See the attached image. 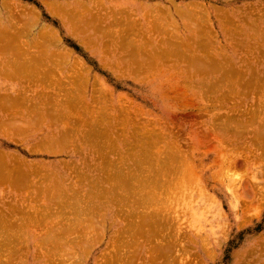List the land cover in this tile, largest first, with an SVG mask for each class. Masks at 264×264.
<instances>
[{"label":"rangeland","instance_id":"rangeland-1","mask_svg":"<svg viewBox=\"0 0 264 264\" xmlns=\"http://www.w3.org/2000/svg\"><path fill=\"white\" fill-rule=\"evenodd\" d=\"M53 3L66 6L64 9L68 10V13L71 10L75 11L73 16L67 18L70 20L69 22H72L71 24L66 25L67 20H64L63 23L57 12L58 15H55L48 11V6ZM75 9L80 10L76 12ZM70 13L69 15H71ZM0 14L1 30L7 29L5 31L8 35H17L21 31L23 44L26 41L31 44H27L31 47H28V52L31 53L27 58L31 60L35 59L33 57L39 58L40 50L44 49V47H40L42 44L43 46L46 44L47 51L45 52L48 53V56L50 58L54 56V58L52 57L53 63L49 60L40 65L38 60L39 65L37 64L38 67L40 66L37 67L40 72H37L36 76L44 71L43 75H50L49 77L39 76V79L42 78L40 81L37 78L32 79L36 77L35 75L34 77L27 76L29 80L26 79L25 83L21 84L19 80H11L0 75V91L5 89V93L11 94L16 91L21 92L23 88L22 93L19 92V94H23L26 88V94L29 97L35 99L41 96L40 101L45 96L40 95L41 92L47 94L46 96L56 93V96L52 95L53 99L56 98V102L57 98L66 101L69 95L71 99L67 100L74 99L73 102H70L73 105L77 99L78 105L75 103V107H72L71 104L70 107L68 106V112L70 109L73 112L71 115L67 113V110H64L66 104L62 108L66 112L63 114L61 111L62 115L66 117L67 114L74 115L70 120V116H68L71 123L65 120L66 117L56 115L59 120L61 118V122L55 120L57 123L53 124L52 121L55 117L52 116V113L48 114V111L51 106L52 109L54 108L51 104L55 101L50 99L52 97L45 96L46 102L49 99V102L52 101L50 105L48 102L49 108L44 104L46 102L41 101L45 107L47 106L43 108V112L48 110L47 115L46 111L45 115L39 112L40 116L37 114L36 119L41 118V114H43L46 116V122L41 123L45 120L41 121L40 118V122L35 120V125L38 127L33 125L31 131L29 130L27 134H21L15 139L0 134V152L13 154L18 156V159H25L26 162L35 161L42 164L45 162V164L47 163L46 169L43 168V171L48 174L49 168L50 172L54 173L52 175L49 172V175L53 177L47 179L49 175L41 172L40 174L46 177L47 183L45 178L43 179L39 175V179H41L38 180L39 182L45 180V182L43 181L44 185H40V187L38 182L32 183V181L28 182L31 186V188L29 186L30 189L27 188V182H24L26 184L22 183L24 187L21 183H19L20 187L16 184L18 189L14 187V183L11 187L8 186L7 190L4 188L9 199L14 196L15 199H12L16 201L13 204L11 199H5L6 192H3L5 185L2 187L0 184V200L6 202L5 204L11 203L13 207L16 206L14 207L16 212L12 209V211L9 210L11 206H7L9 212L17 213L19 210L23 212V209L28 207L26 206L28 203L31 208L34 206L31 211L35 208L38 211L42 207L41 205H44L51 206L52 209L57 206L51 210L53 213L57 212L58 214L59 212L58 215L53 214L48 207L47 215L58 216V219H56L57 217L55 219L53 217L44 218L43 215L41 217L46 223L44 225L42 219L39 224L32 225L35 222L30 224L28 222L30 218H27L28 227L25 225L27 223L24 226L29 233L27 231L25 233L22 229L20 234L23 235L18 234V239L24 235L26 239L28 237L30 239H28L29 243L27 240L22 242L23 245L21 243L19 246L21 249L17 245L20 244L18 241L21 242L22 239L17 242L14 239H17L15 234L21 231L17 226L19 224L23 226L25 221L19 222L17 226L15 221L17 222V217H23V215L19 216L20 211L18 215L14 214L16 218L10 219L13 221L12 226H7L10 225V220L5 215L4 219L7 218L9 221L6 224L8 230L10 229L9 232L11 234L14 232L11 230L14 224L13 230L18 229L10 237L16 242L15 247L17 246L16 248L20 250H18L19 252L14 250V243L12 245V241L7 240L6 233L3 232L6 230L8 234V230H0L1 235L5 234L4 238H0L3 243L0 244L5 245L2 251L3 246H0V264H110L115 259H119L120 264L129 262L131 264H264V139H259L257 135L264 130V0H0ZM75 19L77 22H74ZM13 24L14 26H12ZM74 24L78 25L76 32L68 31L67 26L71 28L75 26ZM46 30L50 36L54 34L58 41L53 35L54 39L47 36L50 38L51 44L47 42L48 39L45 41L47 43L40 44L44 42L42 40L46 39L44 33ZM42 33L44 34L41 36V38L43 37L41 40L39 34ZM18 42H20L18 47L23 48L22 40ZM200 42L207 47H199V45L204 46ZM36 44H40V46ZM47 44L50 46L48 47ZM12 45L14 47L15 43ZM35 45L36 47H32ZM16 47L17 44L14 48L16 49ZM38 47L42 49L38 50ZM22 48H20L22 51L19 50L21 53L17 52V49L16 51L12 49L17 56L13 52L8 55L6 50H3L8 55L6 58V54H0L4 55L5 62L9 65L12 64L13 57L20 62L23 60L24 63L23 57L27 51ZM8 49L7 51L10 50ZM29 49L39 55L37 56V53L35 55ZM23 52L25 53L22 54ZM62 54H65V57ZM19 55L21 60L17 58ZM9 56L12 57V62L10 59V62L7 61ZM69 57L71 58L69 59ZM27 58L25 57V59ZM35 61L37 62V60ZM208 61L214 62L216 65L212 66L211 64L210 67ZM47 62L50 64L48 65ZM220 62L221 64H217ZM43 66L44 68H42ZM49 66L52 68L51 70ZM1 67L2 64H0ZM215 67L216 69H214ZM217 68L219 69L217 70ZM225 71L229 72L224 74ZM60 78L66 82V86L63 82L61 83ZM259 79L260 81H258ZM53 81L59 82L61 86L56 82L52 83ZM75 81L77 83L81 81V83L78 85ZM55 84L59 86V90H57L58 87H53ZM29 85L31 86L29 87ZM74 85L77 86V91L74 89ZM214 85L216 86L213 89ZM51 87L54 88L53 91H51ZM60 87L66 88L61 89ZM209 87L212 89L210 90ZM42 88H45V91L48 90V93L42 91ZM50 91L53 93L50 94ZM77 92L80 93V97ZM70 93L76 97L72 98ZM64 94L67 97L64 96L65 98L62 99ZM81 98L85 103H81ZM68 101L66 102L68 103ZM58 102L56 103L57 107L60 105ZM61 105L63 106L62 103ZM86 105L93 106L88 109ZM27 106L29 107V105ZM27 106L19 105L18 108L14 107L15 110L13 108L6 111L0 109V120L7 119L13 124L16 121H24L20 118L26 117L25 119H27L29 115L33 114L30 112V107ZM56 106V110H60ZM81 106H85L82 108L83 111L79 110ZM54 110L53 113L56 111ZM56 112L61 114L58 110ZM48 115L51 116V120L48 119ZM41 124L45 125L39 128ZM67 129L76 131V133L71 134L73 131L70 132L71 130L67 131ZM216 130L220 132L218 136L221 137H215ZM62 131L64 133L67 131L68 133H65L67 135L70 133L69 137L66 135L67 142L65 137L61 138V136H65L62 135L64 134ZM102 131L105 137L102 136ZM14 135L16 137L17 134ZM61 139L60 142H53V140ZM68 139H72L69 144H67ZM41 142L42 146L46 142L43 147H39ZM55 143L57 144L55 145ZM172 150L178 152L172 153ZM98 153L102 157L98 156ZM165 153L166 155L169 153L168 163L163 161ZM120 159L124 160L121 162ZM112 161L115 162L114 165H118L110 166ZM184 161L190 164L188 165ZM103 164L107 166V169H104L105 172L101 171L105 167ZM168 169L172 173L166 174ZM79 172L82 174V178L85 176L84 180H80L81 185L77 184L80 179H78ZM120 173L124 175L122 179L119 178ZM56 175L61 184L55 183ZM131 175L136 179L130 180ZM166 176H170L168 177L170 184L176 183V186H172L173 190L169 191L168 185H166L168 184ZM153 178L157 179L153 182L154 184L159 180L160 184L164 183V187H161L168 189H165L168 191V195L165 190H162L164 191L162 196L157 195L159 191V195L162 194L161 187L159 184L157 186V183L154 185L149 181ZM49 179L57 188L60 184V187L66 192L69 191L67 185L71 183L70 188L76 186L73 189L76 192L79 191L83 197L77 192V194L74 193L77 198L72 200L74 197H69L67 200L68 196H72L74 190L71 189L72 191L69 193H63L61 188L60 191L53 187L54 184L51 186ZM63 180L64 184H62ZM101 180L104 182L103 189L100 187ZM94 182L99 184L97 188ZM45 183L50 186L48 188H53V191L57 190L58 192L59 190V193H63L66 200H60L63 203L55 201H50L54 204L48 203L46 198L58 201L63 197L58 196L56 191V193L52 192L53 194H49L46 190L42 191L47 186ZM32 187L36 191L30 192ZM41 187L42 189L39 190ZM21 188L27 189L22 190ZM93 189L103 192L100 196L99 192H96V194L98 193L96 200L92 199L94 195L96 198ZM155 192L156 196L154 195L153 201L156 200L155 197L157 199L163 196L168 197H166L167 199L163 197L161 201H152L150 204L148 198L153 197L152 194ZM36 194L37 196L42 194V197H45L40 201L41 196L35 198ZM18 195L22 202L28 201L23 202L24 208L20 209L22 204L20 206L17 203ZM22 195L27 197L22 200L24 198L21 197ZM33 197L39 200V202L36 201L37 206L33 202ZM99 198L100 201H98ZM143 198L149 203L147 208L143 205L144 203H141ZM20 200L18 202H21ZM69 202L72 203L69 204ZM16 203L19 205V210ZM55 203L59 205H55ZM60 204H63V207ZM167 204L170 206L165 207ZM96 207H100L101 212ZM57 208L62 210L59 211ZM6 209L4 212L8 216L9 213ZM26 209L24 212L28 214L29 208ZM72 209H76L75 213ZM40 211L41 209L38 212L40 213ZM151 212L155 214L154 216L159 215L160 218L157 216L156 220L155 217L153 219ZM161 212L164 213L161 214L162 216ZM26 213H24L25 217L19 218L18 221L26 220ZM33 213L35 211L30 212L32 215ZM30 214L28 215L33 217ZM147 214L152 215V221L147 219ZM47 215L46 217H48ZM60 215L64 219L59 217ZM144 216L147 221H144L146 220L143 218ZM75 220L80 222L77 221L76 225L74 224ZM165 220L169 222H165L164 225ZM157 221L159 222L157 223ZM1 223V228H6ZM140 223L144 225L143 228ZM68 226L72 229L69 230ZM138 226L142 228L140 234H138L140 232ZM148 226H153L151 227L153 230L149 228L150 230L145 232ZM28 228L33 231H29ZM134 229L137 236H135L136 233H134L135 235L132 233L135 232L132 231ZM63 230L72 233H65L64 237H61ZM9 234L7 235L8 239H10ZM26 234L29 236L27 237ZM48 234L51 235V239L45 238ZM52 235L59 236L64 240L56 239V237L53 240ZM43 239H46L45 243ZM25 242L26 245H24ZM166 247L170 249L167 250ZM121 248L122 252L119 250ZM117 250L121 253L120 257L117 255ZM149 258L152 259V263L151 260L147 261Z\"/></svg>","mask_w":264,"mask_h":264},{"label":"bare ground","instance_id":"bare-ground-1","mask_svg":"<svg viewBox=\"0 0 264 264\" xmlns=\"http://www.w3.org/2000/svg\"><path fill=\"white\" fill-rule=\"evenodd\" d=\"M7 3H8V2H7ZM67 3H68V2H67ZM48 5H49V4H48ZM48 5H47V6H48ZM62 6H63V7H62ZM64 7L66 8V6H64V5H61V6H60V4L56 5V4L53 3V4H51V5L48 6V11H50L51 13H53V14H55V15H58V14H59L60 17H61V20L63 21V23H64V20H65V21L67 20V22H66L67 24H66V25H69V23H70V24L72 23V22H69L70 20H68V19H69V16H73V13H75V11H74V10H71L72 13H70L71 11H69V13L71 14V15H69L68 10H65ZM67 7H68V6H67ZM77 9H78V8H77ZM75 10H76V9H75ZM79 10H80V9H79ZM79 10H76V12H79ZM56 12H57L58 14H57ZM0 15H1V14H0ZM78 15H79V14H78ZM74 16H75V14H74ZM76 16H77V15H76ZM8 18H9V17H8ZM67 18H68V19H67ZM72 18H74V17H72ZM76 20H77V19H75L74 22H77ZM1 21H2V20H1ZM63 23H62V24H63ZM0 24H1V22H0ZM15 24H16V23H15ZM25 24H26V23H25ZM114 24H115V23H114ZM74 25H75V24H74ZM74 25H73V26H74ZM5 26H6V24H5ZM5 26H4V27H5ZM12 26H14V24H13ZM77 26H78V25H75L74 27H71V28H70L69 26H67V30H68V31H69V30H72V31L76 32V30H77V28H78ZM1 27H2V26H0V50H1L0 53L6 54V52H7L8 55H9L10 52H11V53H12V52L14 53V51H16V49L18 50L17 52H19L20 48H22L21 46L18 47V46L20 45V44H19L20 42H18L19 40H22L21 45H23V48H25L27 44H30V43H29L28 41H26V40H25L26 42L24 41V42H25L24 44H26V45L23 44V36H22V34H21V33H22L21 31H20V33L18 32L17 35H16V34H15V35H8V34H6L7 31H5V30H7V29L4 28V29H3V30L5 31V32H4L3 30H1V29H2ZM110 27H111V26H110ZM73 28H74V29H73ZM131 28H132V26H131ZM131 28H130V29H131ZM15 29H16V28H15ZM20 29H21V28H20ZM132 29H133V28H132ZM42 30H43V29H42ZM18 31H19V30H18ZM53 31H54V30H53ZM9 32H10V31H9ZM43 32H44V31H43ZM23 33H24V32H23ZM39 33H40V31H39ZM44 33H45V35H46V37L44 36L46 39H45V40H42L43 37L41 38V36H43ZM44 33L39 34L41 40L44 41V42H41V43L39 42V43H40V44H42V43L45 44V43L48 42L49 44H51V43H50L51 41H50V38H49V37H52V38H53V35H54V34H53V35L51 34V36H50V34L47 33V30H46ZM52 33H54V32H52ZM24 34H25V33H24ZM29 34H30V33H29ZM55 34H56V32H55ZM75 34H76V33H75ZM27 35H28V34H27ZM24 36H25V35H24ZM47 36H49V37H47ZM54 36H55V35H54ZM38 37H39V36H38ZM40 38H39V39H40ZM52 38H51V39H52ZM56 38H57V37L55 36V39H56ZM47 39H48L49 41H48ZM53 39H54V38H53ZM57 39H58V38H57ZM57 39H56V41H58ZM41 40H39V41H41ZM46 40H47V42H45ZM59 40H60V39H59ZM53 41H54V40H53ZM53 41H52V43H53ZM60 41H61V40H60ZM16 42H17V43H16ZM27 42H28V43H27ZM13 43H15V46H16V44H17V47H18V48L16 47V49H15V48H14L15 46L13 47V45H12ZM36 43H37V42H36ZM200 43H201V42H200ZM200 43H199V44H200ZM18 44H19V45H18ZM40 44H39V45L36 44V45L40 46ZM54 44H55V43H54ZM54 44H52V45H54ZM201 44H202V43H201ZM30 45H31V44H30ZM30 45H27V48H25V50H26L27 52H28V47L31 48ZM36 45H35V46H32V47H36ZM196 45H198L197 42H196ZM202 45H204V46L199 45V47H207L205 44H202ZM10 46L13 47L12 49H14V51H12V49H11ZM47 46L49 47L50 45L47 44ZM184 46H185V48H186V47H187V44L184 45ZM40 47H44V49H45V50H44V49H43V50H40V52H39L40 55H39V53H37V52L34 53V51H32V50L29 49V51H32V53H34L35 55H36V53H37V56L39 55V58H37V57H33V58H35L34 60H31L30 58H27V57H30L29 54H30L31 52H30V53L28 52V55H29V56L27 55V52H26V51H25L26 54H24L25 52H23L22 54H24L25 57L28 59V60H27V59H25V57H23L24 60H25L24 63H23V60L20 59V55H21V54H20L19 57H17V58H19V60H21L22 62L15 60L14 57H13V59H14V60H13V59H11L12 57L9 56L10 58H8L7 61H9V59H10V61L13 60V62L11 61L12 64L10 63V65H9V63L5 62L6 60L4 59V55H1V54H0V55L2 56V58L4 59V60H3V59L0 57V64H2V67L0 68V75L3 76V77H6V78L8 77V78L11 79V80H17V78L21 79L20 77L27 78V76H29V77H34V75L36 76V73H37V72H40V71H38V69H37L39 63H40V65H41V63L43 64V62H46V61H49V60H50L51 63H53V58H54V56H51V58H50V57L48 56V53L45 52V51H47L46 48H45V47H46V44H45V46H43V44H42ZM40 47H38V50H39ZM8 48H9L10 50H9ZM23 48H22V49H23ZM189 48H191V47L189 46ZM7 49H8L9 51H7ZM40 49H42V48H40ZM3 50H6V52L4 53ZM20 51H22V50H20ZM41 51H42V52H41ZM48 51H49V50H48ZM63 51H64V50H63ZM19 53H21V52H19ZM45 53H46L47 55H46ZM50 53H51V52H50ZM59 53H60V52H59ZM34 54H31V55L34 56ZM67 54H68V53H67ZM8 55L6 54V55H5V58H6V56H8ZM14 55H16V52L14 53ZM62 55H64V57H65V54H62ZM12 56H13V55H12ZM16 56H17V55H16ZM55 56H56V55H55ZM57 56H58V55H57ZM59 56H60V55H59ZM205 56H206V55H205ZM208 56H209V55H208ZM52 57H53V58H52ZM67 57H68V55H67ZM210 57H211V56H210ZM21 58H22V57H21ZM31 58H32V57H31ZM61 58H62V56H61ZM70 58H71V57H69V59H70ZM211 58H212V57H211ZM51 59H52V61H51ZM66 59H67V58H66ZM201 59H202V58H201ZM206 59H207V58H206ZM29 60H31V61L29 62ZM35 60H37V62H36ZM38 60L40 61L39 63H38ZM41 60H42V62H41ZM60 60H61V59H60ZM204 60H205V59H204ZM204 60H203V61H204ZM10 61H9V62H10ZM33 61H34V62H33ZM61 61H62V60H61ZM67 61H68V60H67ZM201 61H202V60H201ZM77 62H78V61H77ZM205 62H206V60L204 61V63H205ZM210 62H211V61H210ZM210 62L208 61V63H210ZM208 63H207V65H208ZM21 64H22V65H21ZM24 64H25V65H24ZM37 64H38V65H37ZM47 64L49 65L50 63L47 62ZM47 64H46V67H47ZM201 64H202V63H201ZM205 64H206V63H205ZM211 64H212V66H213V65H216V63L213 62V63H210V67H211ZM217 64H221V62H220V63H217ZM35 65H37V66H35ZM57 65H58V64H57ZM57 65H56V66H57ZM207 65H206V68H207ZM50 66H51V65H50ZM50 66H49V67H50ZM59 66H60V64H59ZM62 66H63V64H62ZM75 66H76V65H75ZM79 66H80V65H79ZM39 67H40V66H39ZM39 67H38V68H39ZM204 67H205V66H204ZM216 67H217V66H216ZM216 67H215L214 69H216ZM218 67H219V66H218ZM42 68H44V66H43ZM58 68H59V67H58ZM58 68H57V69H58ZM76 68H78V67H76ZM201 68H202V67H201ZM220 68H221V67H220ZM40 69H41V68H40ZM48 69H49V68H47V70H48ZM51 69H52V68L50 67V70H51ZM55 69H56V68H55ZM57 69H56V70H57ZM79 69H80V68H79ZM218 69H219V68H217V70H218ZM50 70H48V71H50ZM76 70H77V69H76ZM209 70H210V69H209ZM52 71H55V70H52ZM228 72H229V71H227V72L225 71L224 74H226V73H228ZM231 72H232V71H231ZM43 73H44V71H41V74L38 73L39 75L36 76L34 79H36V78L39 79V76H42ZM45 73H46V72H45ZM49 74H50V73H49ZM51 74H53V73H51ZM54 74H55V73H54ZM69 75H70V74H69ZM72 75H73V74H72ZM227 75H228V74H227ZM232 75H233V74H232ZM43 76H45V77H49L50 75H47V76H46V75L44 74ZM73 76H74V75H73ZM223 76H224V75H223ZM228 76H229V75H228ZM230 76H231V75H230ZM45 77H43V78L45 79ZM23 78H22V79H23ZM62 78H63V77H62ZM64 78H65V77H64ZM223 78H224V77H223ZM32 79H33V78H32ZM34 79H33V80H34ZM40 79L42 80V78H40ZM40 79H39V80H40ZM48 79H50V78H48ZM53 79H54V78L52 77V80H53ZM60 79H61V78H60ZM60 79H59V80H60ZM221 79H222V78H221ZM25 80H26V79H25ZM33 80H32V81H33ZM39 80H38V81H39ZM41 80H40V81H41ZM62 80H63V79H61V83L63 82ZM81 80H82V79H81ZM262 80H263V79H262ZM19 81H21V80H19ZM23 81H24V80H23ZM38 81H37V82H38ZM44 81H45V80H44ZM69 81H70V80H69ZM71 81H72V80H71ZM86 81H87V80H86ZM258 81H260V79H259ZM35 82H36V81H35ZM54 82H56V81H53L52 83H54ZM75 82H76V84H78V85H79V83H81V81L78 82V83H77V81H75ZM22 83H23V82H21V84H22ZM24 83H25V82H24ZM38 83H41V82H38ZM47 83H48V81H47ZM65 83H66V82H63V84H65ZM217 83H218V82H217ZM35 84H36V83H35ZM42 84H44V83L42 82ZM45 84H46V83H45ZM48 84H50V83H48ZM56 84H58L59 86H61V85L59 84V82H58V83L56 82ZM56 84H55V86H53V87H58L57 90H59V86H57ZM63 84H62V86H63ZM67 84H68V83H67ZM69 84H70V82H69ZM72 84H73V83H72ZM218 84H219V83H218ZM218 84H216V85H218ZM27 85H28V84H27ZM39 85H40V84H39ZM70 85H71V84H70ZM216 85L213 86V89L215 88ZM30 86H31V85H29V87H30ZM41 86H42V85H41ZM41 86H40V87H41ZM65 86H66V84H65ZM192 86H193V85H192ZM196 86H197V85H196ZM24 87H28V86H24ZM35 87H36V86H35ZM43 87H44V86H43ZM45 87H46V86H45ZM53 87H51V88H52L51 91H53V89H54ZM74 87H75V85H74ZM76 87H77V86H76ZM76 87L74 88L75 90H76ZM79 87H82V86H79ZM51 88H50V89H51ZM60 88L62 89L63 87H60ZM64 88H66V87H64ZM64 88H63V89H64ZM187 88H188V87H187ZM28 89H29V88H28ZM36 89H37V88H36ZM46 89H47V88H46ZM50 89H49V90H50ZM61 89H60V91H61ZM70 89H72V88H70ZM79 89H80V88H79ZM209 89L211 90L212 88L209 87ZM24 90H25V93L23 92V94H19L20 91H18V92L16 91V92L11 93V94H14V95L17 94V96H18V95H21V96H24V95H25V98H24V97L21 98L20 96H18L19 100H23L22 102L18 100L19 103L15 101V100L18 99L16 96H15V97H16L17 99H14V98H12V97L10 98L9 95H8V96L5 95V94H9V93H5V89H2V91H3L4 93H3L2 91H0V94H3V95H0V98H1V99H3V98L5 99V98H6V100H7V99L10 98V100H11V102H10L11 105H10V103L8 102V101H10V100H7V101H6V100H2L3 103H5V101L9 103V106L6 107V108H4V107H0L2 111H3L4 109H8V110H9V109L11 108V106H12V108H13V105H14V104H15V105H16V104H18V105H19V104H20V105H24V104H25V107H26L27 105H29L30 107L33 105V106H32L33 109H32V107H31L32 110L30 109V110H31L30 112H31V113L33 112V114L29 115V117H27L28 119H25V118H26L25 116H24V117H25V118H24L25 120L22 118L24 121L27 120V122H24V121H23V124H24V125L22 124V121H19V122L16 121V122H15L14 127H15V130H16V131L13 132L12 134H13V135H14V134H17L16 137H17V136L19 137V135L23 134V133H22V128H23V132L25 131L26 133H28L29 130H30V131L32 130V127H34V126H35V127H38V126L35 125V120H36V121H37V120L39 121V118H40V117H39L38 119H36V117H38V115L40 114L39 112H42V113L44 114V112L46 111V115H47V111H48V110H45V111L43 112V108H46L47 106H48V108L50 107L49 105H50V103L52 102V101L49 102L50 99L53 100V101H55V102H54V103H55V106L57 105L56 103H57L58 101H60V102H58V103H60V105H61V103L63 104V106L61 105V107H60V105H59L58 107L56 106L57 108H60V110L57 109L59 113L62 111L63 114H64V113L66 114V112H65L64 110H67V113L70 114V115L73 113V112H71V109H70V112H71V113L68 112L69 107H70V104L72 105V103H70V102H71V101H72V102L74 101V99L71 100V101H70V100H69V101L67 100V99H71V98H70L71 96L69 97V95H68V98L66 99V101H68V103H67L65 100H62V101L65 102V103H64V102H62L61 100H59L58 98H57L58 101L56 102V100H55L56 98L53 99L54 97L52 96L54 93L52 92V93H53V94H52L51 91H50V94H52L51 96H50L49 94H48V96H46L47 94H44V92H41L42 94H40V95H42V96L45 95V96L48 97V98L52 97V98H50L47 102H46L47 99L44 100L45 96H44V98L42 97L43 100H41V101L46 102V103H44V104L47 105V106L45 107V105L42 104V102L40 101L41 96H40L39 98H35V99H33V97H32V98L29 97L30 99L28 100V97L26 96V95H27V94H26V93H27V89L25 88ZM33 90H34V89H33ZM43 90L45 91V88H44V89L42 88V91H43ZM57 90H56V91H57ZM65 90H67V89H65ZM65 90H64V92H65ZM72 90H73V89H72ZM77 90H78V89H77ZM77 90H76V91H77ZM187 90H188V89H187ZM22 91H23V88H22V90H21L20 93H22ZM28 91H30V89H29ZM47 91H48V90H47ZM47 91H45V92H47ZM54 91H55V90H54ZM70 91H71V90H70ZM70 91H69V92H70ZM80 91H81V90H80ZM194 91H195V90H194ZM8 92H9V90H8ZM31 92H32V91H31ZM57 92H58V91H57ZM66 92H67V91H66ZM78 92H79V91H78ZM78 92H77V94H79V97H80V93H78ZM38 93H40V92H38ZM47 93H48V92H47ZM60 93H62V92H60ZM60 93H59V95H60ZM55 94H56V93H55ZM55 94H54V95H55ZM66 94H68V92H67ZM70 94H71V93H70ZM35 95H36V94H35ZM59 95H58V96H59ZM71 95H72V94H71ZM2 96H6V97H2ZM55 96H56V95H55ZM60 96H61V95H60ZM64 96H66V95L64 94V95L62 96V99H63ZM77 96H78V95H77ZM196 96H197V95H196ZM37 97H38V94H37ZM66 97H67V96H66ZM75 97H76V96L72 95V98H75ZM197 97H198V96H197ZM59 98H60V97H59ZM64 98H65V97H64ZM36 99H39V100H36ZM81 99H82V98H81ZM12 100H13V102H12ZM25 100H27V102H26ZM191 100H192V99H191ZM35 101H36V103H35ZM38 101L40 102L39 104L37 103ZM78 101H80V100H78ZM48 102H49V105H48ZM80 102H81V101H80ZM80 102H78V103L80 104ZM83 102H84V101H83V99H82V102H81V103H83ZM3 103H2V104H3ZM12 103H13V104H12ZM21 103H22V104H21ZM26 103H28V104L26 105ZM54 103L52 102L51 105H53V107L55 108ZM75 103H76V105H77V99H75ZM75 103H74V104H75ZM84 103H85V102H84ZM0 104H1V103H0ZM65 104H66L67 106H66ZM68 104H69V105H68ZM74 104L72 105V107H75V106H76V105L74 106ZM261 104H262V103H261ZM4 105L7 106L6 103H5ZM15 105H14V106H15ZM64 105H65V109L62 110V108L64 107ZM263 105H264V104H263ZM263 105H262V106H263ZM1 106H2V105H1ZM68 106H69V107H68ZM77 106H78V105H77ZM79 106H80V105H79ZM86 106H87V105H86ZM91 106H93V105H91ZM91 106H89V107L87 106L88 109H89ZM211 106H212V105H211ZM258 106H259V104H258ZM16 107H17V106H16ZM27 107H28V106H27ZM67 107H68V108H67ZM259 107H260V106H259ZM3 108H4V109H3ZM17 108H18V107H17ZM21 108H22V107H21ZM28 108H29V107H28ZM28 108H27V109H28ZM48 108H47V109H48ZM54 108L52 109V106H51V108H50L49 111H48V114L52 113V116L54 115L55 118H56V115H60V116H61V115H62V112H61V114H57V112H56L57 110H56V108H55V110H56V111H55ZM66 108H67V109H66ZM82 108H85V106H83V107L81 106V107L79 108V110H80V109L82 110ZM92 108H93V107H92ZM13 109H14V108H13ZM15 109H16V108H15ZM15 109H14V110H15ZM22 109H23V108H22ZM256 109H258V108H256ZM260 109H261V108H260ZM260 109H259V110H260ZM18 110H19V109H18ZM50 110H51V111H50ZM53 110L56 112V113L54 112L55 114L52 112ZM77 110H78V109H77ZM84 110H85V109H84ZM90 110H91V109H90ZM262 110H263V109H262ZM262 110H261V111H262ZM5 111H6V110H5ZM82 111H83V110H82ZM87 111H88V110H87ZM263 111H264V110H263ZM8 112H9V111H8ZM17 112H18V111H17ZM27 112H28V111H27ZM74 112H75V111H74ZM84 112H85V111H84ZM93 112H94V111H93ZM97 112H98V111H97ZM5 113H6V112H5ZM13 113H14V112H13ZM94 113H95V112H94ZM105 113H106V112H105ZM8 114H9V113H8ZM14 114H15V113H14ZM37 114H38V115H37ZM43 114H41V118H40V119H41V121H42V120H45V121H42L41 123L46 122V120H47V119H45V117H46V116H44L45 114H44V115H43ZM68 114H67V117H66L65 115H62V116H64V118L66 117L65 120H68V116H70V115H68ZM74 114H75V113H74ZM88 114H89V113H88ZM90 114H91V113H90ZM101 114H102V113H101ZM9 115H10V114H9ZM36 115H37V116H36ZM50 115H51V114H50ZM50 115H48L49 118H48V117H47V118L51 120V116H50ZM85 115H87V114L85 113ZM85 115H84V116H85ZM96 115H97V114H96ZM103 115H104V113H103ZM13 116H15V115H13ZM39 116H40V115H39ZM42 116H43L44 118H43ZM60 116H59V118H60ZM62 116H61V117H62ZM89 116H91V115H89ZM99 116H100V115H99ZM104 116H105V115H104ZM104 116H102V117H104ZM20 117H21V115H20ZM71 117H74V115H73V116H70L69 120L71 119ZM94 117H95V116H94ZM42 118H43V119H42ZM52 118H53V117H52ZM55 118L53 119L54 121H52L53 124H54V122H56V121L61 122V118H60V120L58 119V117H57L56 119H55ZM64 118H63V119H64ZM95 118L97 119V117H95ZM8 119H9V118H8ZM20 119H21V118H20ZM57 119H58V120H57ZM86 119H87V117H86ZM28 120H29V121H28ZM55 120H56V121H55ZM65 120H64V121H65ZM69 120H68L67 122H69ZM94 120H95V119H94ZM1 121H2V120H1ZM7 121H8V120H7ZM7 121H5L6 123H4V121H2L3 123L1 122L0 128H1L2 130L0 129V132H1V131L3 132V130L7 131V130L5 129V128H6L5 125H8V122H7ZM72 121H73V119H72ZM74 121H75V120H74ZM91 121H93V120H91ZM9 122H10V121H9ZM39 122H40V121H39ZM62 122H63V120H62ZM82 122H83V121H82ZM84 122H85V121H84ZM93 122H94V121H93ZM261 122H262V121H261ZM56 123H57V122H56ZM65 123H66V122H65ZM69 123H71V122H69ZM86 123H87V122H86ZM91 123H92V122H91ZM2 124H4V125L2 126ZM11 124H13V123H10V125H11ZM21 124H22L23 126H22ZM25 124L28 125V126H27L28 129H25V127H26ZM37 124H38V123H37ZM63 124H64V123H63ZM81 124H83V123H81ZM94 124H95V122H94ZM97 124H98V123H97ZM101 124H102V123H101ZM260 124H261V123H260ZM263 124H264V123H263ZM19 125H20V126H19ZM33 125H34V126H33ZM39 125H40V123H39ZM44 125H45V124H44ZM44 125L41 124V126H40L39 128H41V127L44 126ZM72 125H73V124H72ZM75 125H76V124H75ZM92 125H93V123H92ZM8 126H9V125H8ZM73 126H74V125H73ZM2 127H4V128H2ZM14 127H13V126H9L10 129H9V128H7V129H9V130H13ZM29 127H30V128H29ZM51 127H53V126H51ZM91 127H92V126H91ZM11 128H12V129H11ZM20 128H21V129H20ZM39 128H38V129H39ZM72 128H73V127H72ZM72 128H71V129H72ZM71 129H67V131H68V130H71ZM100 129H101V128H100ZM9 130H8V131H9ZM67 131H66L65 133H68ZM72 131H73V130H71L70 132H72ZM104 131H105V130H104ZM106 131H107V130H106ZM9 132H10V131H9ZM62 132H63V131H62ZM97 132H98V131H97ZM107 132H108V131H107ZM216 132H217V130H216ZM216 132H215V137H217V136H218V133H220V132H217V134H216ZM261 132H263V133H261ZM261 132H260V134L258 133L257 135L259 136V139H264V130H262ZM63 133H64V132H63ZM65 133L62 134V135H65V136H61V138H62V137H63V138L65 137V140H66V142H67V139H66V135H67V134H65ZM73 133L75 134L76 131H75V132L73 131L71 134H73ZM104 133H105V132H104ZM10 134H11V133H10ZM10 134H9V135H10ZM24 134H25V133H24ZM59 134H60V133H59ZM94 134H95V133H94ZM101 134H102V136H104L103 131H102ZM105 134H106V133H105ZM48 135H49V134H48ZM260 135H262L263 137H261ZM14 136H15V135H14ZM14 136H13V137H14ZM67 136L69 137V136H70V133H69V135H67ZM23 137H24V136H23ZM96 137H97V136H96ZM99 137H101V135H99ZM99 137H98V138H99ZM104 137H105V136H104ZM215 137H214V138H215ZM218 137H221V136L219 135ZM55 138H57V137H55ZM63 138H62V139H63ZM254 138H255V137H254ZM45 139H46V138H45ZM62 139H61V140H57V141H54V140H53V142H58V141L60 142V141H62ZM256 139H257V138H256ZM259 139H258V140H259ZM48 140H49V139H48ZM50 140H51V142H52V138H51ZM70 140H72V139H68V143H67V144H69ZM43 141H44V140H43ZM63 141H64V140H63ZM256 141H257V140H256ZM48 142H49V141H47V143H48ZM96 142H97V141H96ZM257 142L259 143V141H257ZM45 143H46V142L43 143V146H44ZM63 143H64V142H63ZM263 143H264V142H263ZM49 144H50V142H49ZM52 144H53V143H52ZM56 144H57V143H55V145H56ZM98 144H99V143H98ZM84 145H85V144H84ZM112 145H113V144H112ZM43 146H42V142H41V145H39V147H43ZM99 146H100V144H99ZM99 146H98V147H99ZM35 148H36V147H35ZM52 148H53V147H52ZM100 148H101V146H100ZM49 149H51V148H49ZM98 149H99V148H98ZM98 149H97V150H98ZM101 149L103 150V148H101ZM101 149H100V151H101ZM31 150H32V149H31ZM31 150H30V151H31ZM34 150H35V149H34ZM31 152H32V151H31ZM31 152H30V153H31ZM35 152H36V151H35ZM96 152H97V151H96ZM101 152H103V151H101ZM163 152H164V151H163ZM165 152H166V151H165ZM173 152H174V151L172 150V153H173ZM177 152H178V151L175 150L174 153H177ZM32 153H33V152H32ZM162 154H163V153H162ZM173 155H174V154H173ZM175 155H176V154H175ZM175 155H174V156H175ZM96 156H97V154H96ZM98 156H100V153H98ZM17 157H18V156H14L13 154L11 155V154H7V153H2V152H0V184L2 185V187H3L4 185L6 186V187L4 186L3 189L5 188V189L7 190V189H8L7 187H8V186L11 187V185H12L13 183L15 184L14 187H17L16 184L18 185V187H20L21 185H20L19 183L22 184V183H24V182H27V184H28V187H27V188L30 189L31 186L29 185L28 182H32V181H33L32 183H34L35 181L38 182V183H39V187H40V185H41V186L44 185V184H43V181L45 182V180H46V183H47V179H48V178H51V176L54 174L53 172H50V169H49V168H48V171L45 170V171H47L48 174H46V172L43 171L44 169H46V166H45V165H46L47 163L45 164V162H43L44 164H42V163H37V162H35V161H30V162L27 161V162H26L25 159H24V160H21V159H18ZM100 157H102V155H101ZM124 158H125V157H124ZM174 158H175V157H174ZM120 160H121V159H120ZM122 160H124V159H122ZM122 160H121V162H122ZM164 160H165V161H164ZM168 160H169V153H168L167 155H166V153H165V158L163 159V161L166 162V163H168ZM115 161H116V160H115ZM103 163H104V161H103ZM106 163H107V162H105V164H106ZM117 163H118V160H117ZM184 163H187V161H184ZM184 163H183V164H184ZM236 163H237V162H236ZM61 164H62V163H61ZM107 164H108V163H107ZM112 164H113V165H112ZM114 164H115V162L112 161V163H110L109 165H110V166H114V167H116L119 163H118L117 165H114ZM187 164H188V163H187ZM189 164H190V163H189ZM189 164H188V165H189ZM191 164H192V163H191ZM238 164H239V163H238ZM68 165H69V164H68ZM98 165H99V164H98ZM98 165H97V166H98ZM103 165H104V164H103ZM122 165L125 166V164H122ZM192 165H193V164H192ZM97 166H96V167H97ZM101 166H102V164H101ZM104 166H105V167H104L101 171H103L104 169H107V166H106V165H104ZM190 166H191V165H190ZM190 166H189V167H190ZM47 167H48V165H47ZM43 168H44V169H43ZM68 168H69V167H68ZM75 168H76V166H75ZM124 168H125V167H124ZM124 168H123V169H124ZM192 168H193V167H192ZM98 169H99V168H98ZM128 169H129V168H128ZM170 169H171V168H170ZM67 170H69V169H67ZM94 171H95V170H94ZM101 171H99V172H101ZM105 171H106V170H104L103 172H105ZM41 172H42V174L45 173V175H49V172H50L51 174H52V173H53V174H52L51 176L49 175V177H47V179H46V177H45L44 175H41V174H40ZM132 173H133V172H132ZM165 173H166V171H165ZM170 173H172V172L168 169V172H167L166 174H170ZM76 174H78V173L76 172ZM83 174H84V173H83ZM120 174H121V173H120ZM39 175H41V178H43V179L45 178V180H42L41 182H39V181L41 180V179H39V178H40ZM76 176H77V175H76ZM78 176H79L78 179L80 178V179H79V182H80L81 179L84 180V177H85V176L82 178V177H81L82 174H80V172H79V175H78ZM123 176H124V175H123V173H122V174L120 175L119 178L122 179ZM52 177H53V176H52ZM54 177H55V175H54ZM168 177H170V176H166V178H168ZM76 178H77V177H76ZM154 178H155V177H154ZM154 178H153V179H154ZM162 178H164V177H162ZM51 179H52V178H51ZM51 179H49V180H50V183L52 182ZM56 179H57V181L59 180L58 177H57V175H56ZM56 179H55V180H56ZM101 179H102V178H101ZM103 179H104V178H103ZM134 179H136L135 176L131 175L130 180H134ZM153 179H152V180H151V179L149 180V181H151L152 184H154V183H153L154 181H157V179H154V180H153ZM159 179H160V178H159ZM171 179H172V178H171ZM38 180H39V181H38ZM97 180L100 181V179H97ZM137 180H139V179H137ZM162 180H164V179H162ZM57 181H55L56 184L60 183V181H58V182H57ZM68 181H69V180H68ZM99 181H98V182H99ZM149 181L147 180V182H149ZM159 181H160V180H159ZM159 181H158V183L155 182L154 185H156V183H157V186L160 185V187H161V186L164 187V185H163L164 183H163V184H160ZM173 181L175 182V179H173ZM76 182H77V180H76ZM79 182H77V184L81 185V182H80V183H79ZM104 182H105V179H104ZM104 182L101 180V183H100V184H102V185H100V187H102V186L104 185V184H103ZM164 182H165V181H164ZM40 183H42V184H40ZM46 183H45V184H46ZM48 183H49V182H48ZM64 183H65V182H64V180H63V183H62V184H64ZM66 183H67V182H66ZM96 183H97V182H94V184H96ZM161 183H162V181H161ZM166 183H167V181H166ZM24 184H26V183H24ZM52 184H54V183H51L50 185L52 186ZM60 184H61V183H60ZM60 184L58 185V188L56 187L55 184H54L53 187H56L57 189H59V190L61 191L62 188L60 187V186H61ZM94 184H93V186H94ZM146 184H147V183H146ZM158 184H159V185H158ZM1 185H0V187H1ZM22 185H23V184H22ZM35 185H37V183H35ZM46 185H47L46 188L50 187L48 184H46ZM97 185H99V184H96V186H95L96 188L98 187ZM166 185H168V189H169V191H170V190H173V189H172V186H173V185L176 186V183H175V184H174V183H171V184H170V179L168 178V184H166ZM26 186H27V185H26ZM29 186H30V188H29ZM70 186H71V183H70V185H67V187H69V189H68L69 191H67L68 193H69L70 191L74 190L73 188L76 187V186H74V187H71V188H70ZM72 186H73V184H72ZM146 186H148V185H146ZM12 187H13V186H12ZM18 187H17V189H18ZM23 187H24V185H23ZM63 187H64V185H63ZM95 187H94V188H95ZM100 187H99V189H100ZM162 187H161V189H160L161 192H162L161 195H159V194H160V191L158 192V190H156V191L159 193V194H157L159 197L162 196V195L164 194V193H163L164 191H162V190H165V189H166V187H165V188H162ZM177 187H178V186H177ZM181 187H182V186H181ZM27 188H23V189H27ZM36 188H37V187H36ZM46 188H45V189H42V187H41L39 190H41V189H42V191H45V190H46L49 194L52 193V192H54V193L57 192V190H54V191H53V188H51V189H50V188L46 189ZM60 188H61V189H60ZM157 188H159V187H157ZM170 188H171V189H170ZM179 188H180V187H179ZM5 189H4L3 192H4V193L6 192V195H5L6 198H5V197H4V198L7 199V200H10V199H11V200L13 201V202L11 201L12 204L15 203L16 200H13V199H12V198H14V196H13V197L10 196L11 198L9 199V198H8V195H7V191H6ZM12 189H13V188H12ZM15 189H16V188H15ZM17 189H16V190H17ZM21 189H22V188H21ZM23 189H22V190H23ZM49 189L51 190L50 192H49ZM54 189H55V188H54ZM71 189H72V190H71ZM101 189H103V187H102ZM168 189H166V190H168ZM174 189H175V188H174ZM33 190L36 191V190L33 189V187H32V191H30V192H33ZM39 190H38V191H39ZM59 190H58L57 194H58V196H61V197H63V198L59 199V197L57 196L58 199H59L58 201H56V199H51V200H49L50 198H49V199L46 198V200H47L48 203H49L50 201H51V202H54V201H55V202H58V203H59L60 200H62V199H63L62 201H64V199H65L64 196H65V195L63 196V193H67V192H66L65 189H62V192H63V193H59V192H60ZM63 190H64L65 192H64ZM93 190H94V189H93ZM166 190H165V191H166ZM177 190H178V189H177ZM38 191H37V194L40 192V191H39V192H38ZM55 191H56V192H55ZM94 191H95L94 194H96L97 191L99 192L98 189H97V190L95 189ZM105 191H107V190H105ZM179 191H180V190H179ZM179 191H177V192H179ZM10 192H11V191H10ZM25 192H26V191H25ZM77 192H78V194H80L79 191H77ZM77 192L74 190V191L72 192V196H71V195L68 196V197L66 196V197H67V200H69V197H71V198L74 197V198H72V200L75 199V197L77 198V195L75 196V194H74V193L77 194ZM166 192H167V195H168V191H166ZM166 192H165V193H166ZM4 193H3V194H4ZM102 193H103V192L100 191L99 194H98V193H97V194L100 196ZM105 193H106V192H105ZM170 193H171V192H170ZM173 193H174V192H173ZM10 194H12V193H10ZM32 194H33V193H32ZM37 194H36L34 197L37 198V197H40V196H41V197H40V201H41V198L43 199V198L45 197V196L42 197V196H43L42 194H44L43 192H42V194H41L40 196H37ZM52 194H53V193H52ZM57 194H56V195H57ZM59 194H61V195H59ZM70 194H71V193H70ZM73 194H74V196H73ZM91 194H92V193H91ZM97 194H96V198L94 197L95 195H94V196L92 195V196H93L92 199H95V200H96L97 197H98ZM175 194H177V193L175 192ZM27 195H28V193H27ZM44 195H45V194H44ZM67 195H68V194H67ZM149 195H150V194H149ZM154 195L156 196V192H155V194H154V193L152 194V196H153V197H151L152 200H151V198H148V200L150 199V200H149V201H150V202H149L150 204H151V202L154 200ZM2 196H4V195H2ZM18 196H19V195H18ZM80 196H82V195L80 194ZM80 196H78V197H80ZM104 196H106V195H104ZM158 196H157V197H158ZM165 196H166V194H165ZM21 197H24V196L22 195ZM26 197H27V196H26ZM26 197L22 198V200L25 199ZM31 197H32V196H31ZM34 197H33V198H34ZM82 197H83V196H82ZM89 197H90V196H89ZM107 197H108V196H107ZM159 197H158V199L155 197V199L161 201V199H163L164 196L161 197L160 199H159ZM166 197H168V196H166ZM166 197H164V199H167ZM170 197H171V195H170ZM29 198H30V197H28V199H29ZM33 198H32V199H33ZM35 198L33 199V200H34L33 202H35V205L37 206L36 201L39 202V200H38V199L36 200ZM51 198H52V197H51ZM71 198H70V199H71ZM80 198H81V197H80ZM100 198H101V197H100ZM100 198H99L98 201H100L101 199L103 200V196H102L101 199H100ZM105 198H106V197H105ZM105 198H104V200H106ZM173 198H174V197L172 196V199H173ZM14 199H15V198H14ZM16 199H17V197H16ZM18 199L20 200V196L18 197ZM28 199H27V200H28ZM30 199H31V198H30ZM92 199H91V200H92ZM141 199H142V198H141ZM19 200H17V203H19V205L22 204V206L20 205V206H21L20 209H21L22 207L24 208V204H23V202L26 203V202H28V201H23V202H22V201L20 200L21 202H18ZM48 200H49V201H48ZM52 200H53V201H52ZM65 200H66V199H65ZM80 200H81V199H80ZM122 200H123V197H122ZM126 200H127V198H126ZM156 200H155V201H156ZM168 200H169V198H168ZM175 200H176V199H175ZM3 201H4V199H3ZM29 201H30V200H29ZM124 201H125V200H124ZM141 201H142L141 203H144L143 205L147 208V205L149 204V203H147V200H144V198H143V200H141ZM143 201H144V202H143ZM145 201H146V202H145ZM155 201H153V202H155ZM166 201H167V200H166ZM30 202H31V201H30ZM45 202H46V201H45ZM47 202H46V203H47ZM51 202H50V203H51ZM79 202L81 203V201H79ZM110 202H111V200H110ZM156 202H157V201H156ZM170 202H171V201H170ZM5 203H6V202H5ZM5 203L2 202V200H0V223H1V222L3 223V221L6 220V221L3 223V224L6 226V224H8V222H9L8 220H10V219L13 220V217H15V215H18L20 210H19V208H18L19 205L16 203V205H17V209H18L19 211H18L17 213H13L14 211L16 212V208H14V207H16V206L13 207V205H12L11 203H10L11 205H10L9 203H8V204H5ZM60 203H63V202H60ZM70 203H72V202H69V204H70ZM77 203H78V202H77ZM98 203H100V202H98ZM146 203H147V204H146ZM43 204H44V203H43ZM51 204H54V203H51ZM56 204H57V203H55V205H56ZM65 204H67V203H65ZM65 204H64V205H65ZM100 204H102V203H100ZM145 204H146V205H145ZM162 204H163V201H162ZM40 205H41V203H40ZM40 205L38 206L39 208H40ZM57 205H59V204H57ZM60 205L62 206L63 204H60ZM76 205H77V204H76ZM76 205H75V206H76ZM96 205H97V204H96ZM96 205H95V206H96ZM109 205H110V204H109ZM109 205H108V206H109ZM7 206H11L9 210H11V209L14 210L13 212H11L12 210L10 211L11 214H10V212H9V210H8L9 207H7ZM26 206H28V207H25V210H27L26 208H29V209H30V210L28 209V211H29L28 214H30V212H32V211H33V212L35 211V213H33V215L30 214V215L33 216L34 218H33V217H30L26 212H24V211H25L24 209H23V212L20 211V215H19V216H21V214H22L23 217H25V214H24V213H26V215H27L26 220L24 219V220L22 221L21 219H22L23 217L21 216V217H17L18 220H19V218H21V219H20V221H18V220L16 219V220H17V222H16V221H15V218H16V217L14 218V221H15L16 226L19 224V222H20V223H21V222L23 223V222L25 221V222L23 223V226H22L21 224H19L20 226H19V225L17 226V227H19V230H21V231H19V233H17L18 229L15 228V230L17 229V231H16L17 234H15V237H17V239H14V240H16V242H17L19 239H20V241H21V239H22L21 242L18 241V243H20L19 245L16 244V245L18 246V248H20V249H21V247H19V246L21 245V243H22V242L24 243L25 240H27V243H29L28 239H30V238L28 237L29 235L26 234L27 237H28V239H26V236H25V235H24L25 237H24V236H23V237L21 236V238L18 239V236H19L18 234H20V233L22 232V229L24 230V232L27 231V230H26V229H27L26 226L28 227V224H29V223L31 224L32 222H35L34 224L32 223V225H35L36 223L39 224V223L41 222V219H42V222H44V221H43V217H41V216H43V215L45 216L44 218H48V219H50L49 217H53V218L55 219V218L57 217L56 219H58V216H50V215H47L48 212H49V211H48V210H49L48 207H50V210H51V209H52L51 206L46 207V206H44V205H41L42 207L40 208V209H41L40 213L38 212L40 209L37 211L36 208H35L36 210L34 209V210L31 211V209H32L34 206H32V208H31V207H30L31 205L29 206V203H28V205L26 204ZM36 206H35V207H36ZM53 206H54V205H53ZM61 206H60V207L58 206V207H59V208H62L63 206H62V207H61ZM65 206H68V205H65ZM65 206H64V207H65ZM77 206H78V205H77ZM77 206H76V207H77ZM148 206H149V205H148ZM166 206H170V205L167 204V205H165V207H166ZM171 206H172V205H171ZM38 207H37V208H38ZM43 207H45V208H43ZM54 207H55V206H54ZM54 207H53L52 210H54ZM56 207H57V206H56ZM56 207H55V208H56ZM93 207H94V206H93ZM97 207H98V206H97ZM97 207H96V208H97ZM103 207H104V206H103ZM103 207H102V208H103ZM3 208H4V209H3ZM6 208H7V209H6ZM99 208H100V207H99ZM99 208H97V209L99 210ZM161 208H162V207H161ZM5 209L8 210V213H9L8 216H9V217L7 216V214H5V213H6V212H4ZM57 209H58V208H57ZM163 209H164V208H163ZM52 210H51L50 212L53 213ZM58 210H59V209H58ZM61 210H62V209H61ZM61 210H59V211H61ZM64 210H65V209H64ZM72 210H73V212L76 211V209H72ZM100 210H101V208H100ZM100 210H99V211H100ZM104 210H105V209H104ZM161 210H162V209H161ZM36 211H37V212H36ZM55 211H56V210H55ZM80 211L83 212V210H80ZM129 211H130V210H129ZM156 211H157V210H156ZM73 212H72V213H73ZM93 212H94V211H93ZM95 212H96V211H95ZM100 212H101V211H100ZM102 212H103V211H102ZM134 212H135V211H134ZM68 213H71V212H68ZM68 213H67V214H68ZM74 213H75V212H74ZM97 213H98V212H97ZM130 213H131V212H130ZM130 213H127V214H130ZM162 213H163V212H161L160 215H161ZM167 213H168V212H167ZM12 214H13V215H12ZM14 214H15V215H14ZM41 214H42V215H41ZM45 214H46L48 217H46ZM50 214H51V213H50ZM53 214H57V212H56V213L54 212ZM53 214H51V215H53ZM58 214H59V212H58ZM58 214H57V215H58ZM60 214H61V213H60ZM150 214H152V212H151ZM150 214H147L148 217H147V216H146V217H147V219H151V221H152V218H151L152 215H153V219H154V217H155V220H156L157 216L159 217V215L154 216L155 214H152V215L150 216ZM163 214H164V213H163ZM168 214H170V213H168ZM5 215H6V217L8 218V220H7V218L4 219V216H5ZM101 215H102V214H101ZM130 215H131V214H130ZM133 215L135 216V214H133ZM133 215H132V216H133ZM28 216H29V217H28ZM68 216H69V215H68ZM94 216L96 217V213H95ZM98 216H99V215H98ZM98 216H97V217H98ZM132 216H131V217H132ZM161 216H162V215H161ZM59 217H61V215H60ZM63 217H65V216H63ZM99 217H100V216H99ZM99 217H98V219H99ZM128 217H130V216L128 215ZM170 217H171V216H170ZM27 218H30V220L28 221L29 223L27 222V220H28ZM32 218H33V219H32ZM61 218H62V217H61ZM101 218H102V217H101ZM101 218H100V219H101ZM143 218H145V216H144ZM143 218H141V219L143 220ZM159 218H160V217H159ZM2 219H4V220L2 221ZM51 219H52V218H51ZM62 219H64V218H62ZM93 219H94V217H93ZM145 219H146V218H145ZM147 219L144 220V221H147ZM174 219H175V218H174ZM12 220H10V225H7V226H12V225H11V223L13 224V221H12ZM32 220H33V221H32ZM94 220H96V219H94ZM159 220H160V219H159ZM168 220H170V219H168ZM168 220H165V221L163 222V224L165 225V222H167ZM11 221H12V222H11ZM45 221H48V220L45 219ZM77 221L80 222L79 220H77ZM77 221L75 220L74 224L77 225V224H78ZM148 221H150V220H148ZM6 222H7V223H6ZM59 222H60V221H59ZM96 222H98V220H96ZM96 222H95V223H96ZM158 222H159V221H157V223H158ZM168 222H169V221H168ZM168 222H167V223H168ZM2 223H1V224H2ZM25 223H27V224H25ZM95 223H94V224H95ZM128 223H129V221H128ZM154 223H155V222H154ZM154 223H153V224H154ZM157 223H155V224H157ZM167 223H166V224H167ZM15 224L13 225L14 227H15ZM24 224H25L26 226H24ZM44 224H46V223L44 222L43 225H44ZM96 224H97V223H96ZM140 224H141V223H140ZM153 224H152V225H153ZM161 224H162V223H161ZM163 224H162V225H163ZM4 225H3V226H4ZM41 225H42V224H41ZM162 225H160V227H161ZM164 225H163V226H164ZM3 226H2V227H3ZM7 226H6V228H5V227L1 228V225H0V230H2V231L5 230V229L8 230ZM38 226H39V225H38ZM143 226H144V225L141 224V227H142V228H143ZM166 226H167V225H166ZM166 226H165V227H166ZM168 226H170V225H168ZM172 226H173V225H172ZM172 226H171V227H172ZM14 227H12V229H11L12 231H14V232H12L13 235H14V233H15V230H13ZM20 227H22V228H20ZM77 227H78V226H77ZM141 227L138 226L139 229H138V228H137V229H138L139 231H140V230L142 231V228H141ZM145 227H146V225H145ZM145 227H144V228H145ZM151 227H153V226H151ZM151 227L148 226V228H146L147 231H145V232H148V231L150 230L149 228H151ZM30 228H32V227H30ZM30 228H28L29 231L32 230V229L30 230ZM154 228H155V225H154ZM161 228H162V227H161ZM161 228H159V229H161ZM163 228H164V227H163ZM68 229L70 230V229H72V227L69 228V226H68ZM132 229H133V228H132ZM151 229H152V228H151ZM156 229L158 230V228H156ZM66 230H67V228H66ZM66 230H63L64 234H63V232H62V236H61V237H64L65 233H66V234H67V233H72V232H67L68 230H67V231H66ZM93 230H94V229H93ZM127 230H129V229H127ZM138 230H137V232H138ZM143 230H144V229H143ZM152 230H153V229H152ZM154 230H155V229H154ZM171 230H172V229H171ZM171 230H170V231H171ZM2 231H1V232H2ZM9 231H10V229L8 230V234L10 233ZM32 231H33V230H32ZM32 231H31V232H32ZM71 231H72V230H71ZM132 231H135V232H132L133 235H135L134 233H136V230L134 229V230H132ZM141 231L138 232V234H140ZM158 231H159V230H158ZM27 232H28V231H27ZM27 232H25V233H27ZM104 232H105V231H104ZM124 232H125V231H124ZM156 232H157V231H156ZM161 232H162V230H161ZM3 233H6V235H5V234H4V235L6 236L7 240L12 241L11 244L13 245V243H14V246H13V247H15V243H16V242H15L14 240H12L13 238L10 237L12 234H11V233L9 234V238L11 239V240H10V239H8V237H7L8 234H7L6 230H5V232H3ZM3 233H2V235H1V233H0V235H1L0 238H4V237H5V236L3 235ZM25 233H24V234H25ZM28 233H29V232H28ZM127 233H128V232H127ZM168 233H169V232H168ZM123 234H124V233H123ZM20 235H23V234H20ZM133 235H132V236H133ZM156 235H157V234H156ZM3 236H4V237H3ZM50 236H51V235H50ZM50 236H49V234H48V236L45 237V238H46V239H51ZM129 236H130V235H129ZM135 236H137V233H136ZM12 237H13V236H12ZM55 237H56V236H55ZM55 237L52 235L53 240H54ZM58 237H59V236H58ZM58 237H56V239H59V240H60L61 237H59V238H58ZM46 239H43L44 243H45V240H46ZM61 240H64V239L61 238ZM1 241H2V240H1ZM1 241H0V243H1ZM3 242H4V241H3ZM5 243H6V239H5ZM5 243H4V244H5ZM9 243H10V242H9ZM9 243H7V244L9 245ZM23 243H22V245H23ZM27 243L25 242L24 245H26ZM1 244H3V243H1ZM1 244H0V246H3V245H1ZM58 244H60L59 241H58ZM58 244H57V245H58ZM61 244H62V243H61ZM8 245H6L7 248H8ZM12 245H10V246H12ZM130 245H131V244H130ZM10 246H9V248H10ZM17 246H16V247H17ZM133 246H134V245H133ZM133 246H131V247H133ZM16 247H15V248H16ZM0 248H1V247H0ZM3 248H5V245L1 248V251H2ZM15 248H13V249H14V250H17V251L20 250V249H17V248L15 249ZM119 248H120V247H119ZM157 248H160V247H157ZM167 248H168V247H166L165 249H167ZM128 249H129V247H128ZM147 249H148V248H147ZM161 249L164 250L163 248H161ZM169 249H170V248H169ZM169 249H167V250H169ZM11 250H12V249H11ZM11 250H10V251H11ZM119 250L121 251L122 248L119 249ZM131 250H132V249H131ZM131 250H130V251H131ZM152 250H153V249H152ZM3 251H4V250H3ZM8 251H9V250H8ZM12 251H13V250H12ZM12 251H11V254H12ZM146 251H147V250H146ZM154 251H155V250H154ZM159 251H161V250L159 249ZM164 251H165V250H164ZM164 251H163V252H164ZM13 252H14V251H13ZM18 252H19V251H18ZM121 252H122V251H121ZM147 252H148V251H147ZM152 252H153V251H152ZM157 252H158V249H157ZM166 252H167V251H166ZM168 252H169V251H168ZM9 253H10V252H9ZM117 253H118V254H117L118 256L121 254L120 252H118V250H117ZM130 253H131V252H130ZM132 253H133V252H132ZM160 253H161V252H160ZM13 254H15V253H13ZM16 254H17V253H16ZM18 254H19V253H18ZM147 254H148V253H147ZM117 255H116V256H117ZM1 256H3V255H1ZM13 256H14V255H13ZM118 256H117V258H118ZM120 256H121V255H120ZM120 256H119V257H120ZM15 257H16V256H15ZM18 257H19V256H18ZM3 259H4V257H3ZM13 259H14V258H13ZM114 259H115V258H114ZM9 260H10V259H9ZM116 260H117V259H115V260L112 261V259H111L112 262L110 261L111 263H110V262H109V263H110V264H120V263H121V261H120V263H119V261H118L119 259H118L117 261H116ZM150 260H151V263H152V259H151V258H149L147 261L150 262ZM14 262H15V261H14ZM129 263L131 264V262H129ZM129 263H128V264H129ZM3 264H4V263H3ZM15 264H16V263H15ZM124 264H125V263H124ZM149 264H150V263H149Z\"/></svg>","mask_w":264,"mask_h":264},{"label":"crops","instance_id":"crops-1","mask_svg":"<svg viewBox=\"0 0 264 264\" xmlns=\"http://www.w3.org/2000/svg\"><path fill=\"white\" fill-rule=\"evenodd\" d=\"M20 78H21V79H17V80H21V82H25V81H26L25 79L29 80L28 77H27V78L20 77ZM22 78H23V79H22ZM33 79H34V78H33ZM23 80H24V81H23ZM0 95H3V94H0ZM5 95H7V96L9 95L10 98L12 97V98H14V99H17L18 96H20L21 98H22V97L25 98V95H24V96H21V95H18V96H17V94H15V95H14V94H5ZM15 96H16L17 98H16ZM26 96L28 97V100H29V99H30L29 96H28V95H26ZM2 97H6V96H2ZM10 98L7 99V100H10ZM31 98H32V97H31ZM2 100H6V98H5V99H4V98H3V99L0 98V103H1V104H0V107H4V108L8 107V106H9V103L11 102V100L8 101L9 103L6 102L7 100L5 101V103H6L7 106L4 105L5 103H3ZM18 100H19V98H18L17 100H15V101L18 102V103H19V101H21V102L23 101V100H19V101H18ZM25 101L27 102V100H25ZM12 102H13V100H12ZM2 103H3V104H2ZM12 104H13V103H12ZM21 104H22V103H21ZM27 104H28V103H26V105H27ZM1 105H2V106H1ZM10 105H11V103H10ZM14 105H15V104H14ZM14 105H13V108L16 107V106H19L20 104H19V105L16 104L15 106H14ZM32 106H33V105H32ZM32 106H31V107H32ZM29 107H30V106H29ZM31 107H30L29 109H31ZM4 108H3V109H4ZM11 108H12V106H11ZM11 108H10V109H11ZM0 109H1V108H0ZM10 109H9V110H10ZM32 109H33V107H32ZM32 109H31V110H32ZM4 110H8V109H4ZM21 119H22V118H21ZM23 119H24V118H23ZM27 119H28V118H27ZM24 120H25V119H24ZM2 121H4V123H6L5 121H7V119H5V120L2 119ZM2 121L0 120V125H1V122H2ZM28 121H29V120H28ZM7 122H8V125H9V126H13V127H14V124H15V123L10 125L11 122H9V121H7ZM18 122H19V121H18ZM24 122H27V121H24ZM2 123H3V122H2ZM22 124H23V121H22ZM22 124H21V125H22ZM3 125H4V124H2V126H3ZM8 125H5V127H6L5 129H6L7 131L3 130V132L1 131L0 134L2 133V134H5V135H8V136H10L11 139H15V138H17V137H15V136L12 134V132H15V131H16V130H15V127L13 128V130H9L10 128H9ZM23 125H24V124H23ZM23 125H22V126H23ZM19 126H20V125H19ZM25 126H26L25 129H27V126H28V125L25 124ZM2 128H4V127H2ZM7 128H9V129H7ZM0 129H1V128H0ZM11 129H12V128H11ZM20 129H21V128H20ZM1 130H2V129H1ZM8 130H9L10 132H9ZM10 133H11V134H10ZM22 133H23V134L26 133L25 131L23 132V128H22ZM9 134H10V135H9ZM26 134H27V133H26ZM13 136H14V137H13Z\"/></svg>","mask_w":264,"mask_h":264}]
</instances>
